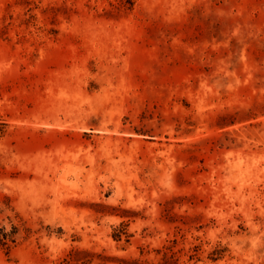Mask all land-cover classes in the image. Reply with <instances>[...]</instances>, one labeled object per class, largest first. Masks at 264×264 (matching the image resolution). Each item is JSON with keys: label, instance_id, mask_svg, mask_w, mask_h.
I'll use <instances>...</instances> for the list:
<instances>
[{"label": "rangeland", "instance_id": "374dc122", "mask_svg": "<svg viewBox=\"0 0 264 264\" xmlns=\"http://www.w3.org/2000/svg\"><path fill=\"white\" fill-rule=\"evenodd\" d=\"M12 223L0 264H264V0H0Z\"/></svg>", "mask_w": 264, "mask_h": 264}, {"label": "trees", "instance_id": "16d2710c", "mask_svg": "<svg viewBox=\"0 0 264 264\" xmlns=\"http://www.w3.org/2000/svg\"><path fill=\"white\" fill-rule=\"evenodd\" d=\"M133 4L134 0H123ZM20 237V227L16 223H12V227L7 229L6 226L0 225V247L6 250L11 249L14 246ZM167 254V252H166Z\"/></svg>", "mask_w": 264, "mask_h": 264}]
</instances>
